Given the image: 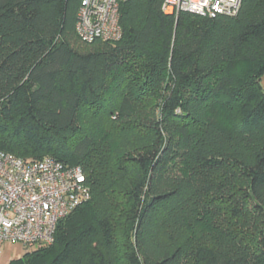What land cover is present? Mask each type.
Listing matches in <instances>:
<instances>
[{
	"label": "trees",
	"instance_id": "trees-1",
	"mask_svg": "<svg viewBox=\"0 0 264 264\" xmlns=\"http://www.w3.org/2000/svg\"><path fill=\"white\" fill-rule=\"evenodd\" d=\"M0 0V152L80 166L90 200L8 264H264V0L235 16Z\"/></svg>",
	"mask_w": 264,
	"mask_h": 264
},
{
	"label": "built area",
	"instance_id": "built-area-1",
	"mask_svg": "<svg viewBox=\"0 0 264 264\" xmlns=\"http://www.w3.org/2000/svg\"><path fill=\"white\" fill-rule=\"evenodd\" d=\"M127 0H81L75 34L83 44L115 43L122 36L119 7ZM242 0H162L164 14L214 18L235 16ZM80 166L50 157L22 160L0 152V247L20 244L24 251L54 242L57 223L90 200Z\"/></svg>",
	"mask_w": 264,
	"mask_h": 264
},
{
	"label": "rangeland",
	"instance_id": "rangeland-1",
	"mask_svg": "<svg viewBox=\"0 0 264 264\" xmlns=\"http://www.w3.org/2000/svg\"><path fill=\"white\" fill-rule=\"evenodd\" d=\"M261 84L264 87V76L261 78ZM24 253V249L20 244H5L0 247V264H7L10 260H18Z\"/></svg>",
	"mask_w": 264,
	"mask_h": 264
},
{
	"label": "crops",
	"instance_id": "crops-1",
	"mask_svg": "<svg viewBox=\"0 0 264 264\" xmlns=\"http://www.w3.org/2000/svg\"><path fill=\"white\" fill-rule=\"evenodd\" d=\"M11 261V260H10ZM8 264V263H7Z\"/></svg>",
	"mask_w": 264,
	"mask_h": 264
}]
</instances>
